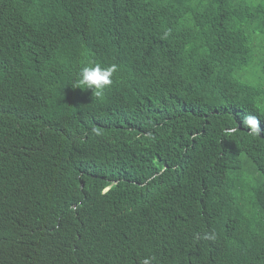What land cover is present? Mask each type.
<instances>
[{"label": "trees", "instance_id": "16d2710c", "mask_svg": "<svg viewBox=\"0 0 264 264\" xmlns=\"http://www.w3.org/2000/svg\"><path fill=\"white\" fill-rule=\"evenodd\" d=\"M89 60L118 66L101 98L75 87ZM38 103L0 121V264L71 260L73 236L83 264L134 241L264 264V132L242 123L264 129V0H0V104Z\"/></svg>", "mask_w": 264, "mask_h": 264}, {"label": "clouds", "instance_id": "9594fccd", "mask_svg": "<svg viewBox=\"0 0 264 264\" xmlns=\"http://www.w3.org/2000/svg\"><path fill=\"white\" fill-rule=\"evenodd\" d=\"M118 66L116 64H111L108 66H102L100 63L95 61L89 60L84 66L80 68L78 73V78L75 81V87H79L81 89H91L95 97L101 98L105 95L106 90L113 84V76L117 72ZM40 105L32 104L27 107L21 109H15L11 111L8 107L4 104H0V121L7 120V121H14L20 127H26L30 125L36 117L38 116L37 113L34 111ZM96 104L92 102L91 109L92 112H96ZM242 123L246 125L253 136H260L264 129L260 127V120L255 115H246ZM88 129V128H87ZM85 130V134L90 131ZM87 131V132H86ZM93 133L97 136L102 135V131L98 127H94L92 129ZM231 133L233 130H227ZM83 187V184H81ZM64 190V188H62ZM61 190V191H62ZM107 190V188L105 189ZM106 192V191H103ZM116 225V219L113 218L112 220H102V219H91L86 221H81L80 223V237L88 236V237H99L106 232L108 226ZM79 237V236H78ZM78 237L73 236L72 244L69 243L70 249V256L72 257L71 260L68 259L69 252H61L63 256L56 261L54 264H83L82 261L76 259V241ZM207 239H215V235H207ZM136 242L131 243V248L126 250L123 253L116 252V258L104 264H162L158 259H156L151 254L147 253L146 251L138 248L135 246ZM109 250H114V248H108ZM30 262L27 264H42L37 261H32L35 259H27Z\"/></svg>", "mask_w": 264, "mask_h": 264}]
</instances>
